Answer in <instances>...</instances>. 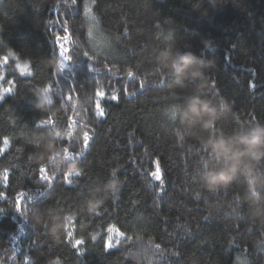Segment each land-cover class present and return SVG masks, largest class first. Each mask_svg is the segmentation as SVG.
<instances>
[{
	"label": "trees",
	"instance_id": "trees-1",
	"mask_svg": "<svg viewBox=\"0 0 264 264\" xmlns=\"http://www.w3.org/2000/svg\"><path fill=\"white\" fill-rule=\"evenodd\" d=\"M177 49L208 62L203 94L226 105L218 128L264 122V0H0V264H264V161L254 190L244 175L216 192L199 188L202 133L192 127L181 139L167 116L193 85L156 63ZM74 64L72 91L64 76ZM43 86L54 115L35 106ZM101 90L119 100L98 117ZM53 141L71 157L60 167L47 163ZM114 170L119 192L102 193L90 214L87 201ZM66 214L83 255L68 229L49 230Z\"/></svg>",
	"mask_w": 264,
	"mask_h": 264
},
{
	"label": "clouds",
	"instance_id": "clouds-1",
	"mask_svg": "<svg viewBox=\"0 0 264 264\" xmlns=\"http://www.w3.org/2000/svg\"><path fill=\"white\" fill-rule=\"evenodd\" d=\"M205 48L211 49V44L205 42ZM156 63L166 77L188 81L193 85L184 93L182 102L169 107L167 116L179 122L174 134L181 139L183 133L192 127L202 133L198 143L207 162L194 179L199 188L216 192L230 186L237 176L244 175L249 187L254 190L257 185L256 169L264 161V122L257 120L251 127H234L231 130L217 127L226 105L224 102L218 105L215 97L203 94L207 83L204 69L208 64L203 56L180 49L174 52L164 50ZM33 96L38 109L55 114L57 105L50 86L38 87ZM2 100L3 96H0ZM45 154L48 156L47 163L57 167L71 159L67 150L59 147L55 141ZM119 190L120 181L112 176L100 192L87 201V211L90 214L97 212L104 202L102 193L117 194ZM73 221L72 215L66 214L61 221L54 220L49 230L57 234L61 229L67 230Z\"/></svg>",
	"mask_w": 264,
	"mask_h": 264
},
{
	"label": "snow or ice",
	"instance_id": "snow-or-ice-1",
	"mask_svg": "<svg viewBox=\"0 0 264 264\" xmlns=\"http://www.w3.org/2000/svg\"><path fill=\"white\" fill-rule=\"evenodd\" d=\"M65 31H67V30H65ZM55 39H56V42L59 43V41H60V37L57 36ZM59 47H60V48H63V45L60 44ZM60 55L63 56L64 53H63V52H60ZM83 56H84V57H88V56H89L88 52H84V53H83ZM69 58L71 59V57H68V59H69ZM6 59H7V57H5V60H6ZM89 59H90V57H89ZM81 63H82V62H81ZM78 66H79V65L74 64V65L72 66V68L69 69L71 75H66V76H64V79H65L66 81H68V86H67V87H68L69 89H71L72 91L75 90V85H74V83H73V78H74V76H75V69H76ZM87 67H88V70H89L90 72H92V71H98V70H96V69H93V67H92L91 64H88ZM128 75H129V77H131V76H132V73L129 72ZM11 83H14V81L11 82ZM57 85L59 86V82H57ZM250 86H251V87H255V84H250ZM50 87H51V86H50ZM140 87H141V88L144 87L143 83L140 84ZM4 91L7 92V93H11L12 89H11V88H7V89H5ZM98 95H103V93H99V92H98ZM68 98L70 99V95H69ZM110 99H111L112 101H118V100H119V97L116 96V95H113V96H111ZM97 107L99 108V103L97 104ZM96 115H97L98 117H103V116L105 115V113H104L103 109H99V111H97ZM90 139H91V138L88 136V134L85 133V134H84V148H85V149L88 147V143H89ZM5 141H7V138H6V137H5ZM66 150H67V149H66ZM81 154H82V153H81ZM78 155H79V154H78ZM157 165H158V161H157ZM44 170H45V169H44V166H42V167H41V172H44ZM157 174H158V175H157ZM70 175H72V173H68V174L65 176V181H66V183H69V184L72 183V181L68 179V176H70ZM75 175H76V176H79L80 173H79V172H76ZM115 175H116V172H115V170H114V171L112 172V176H115ZM152 175L155 177L156 180L160 181L161 184H163V175H162V173H160L158 167H157V171L154 172V173H152ZM7 179H8L7 174H5V175H4V180H5V182L7 181ZM41 179L48 180L49 177L46 176V175H42V176H41ZM50 186H51V184L49 183V187H50ZM20 195L23 196V195H27V194H26V193H22V194H20ZM33 195L35 196V199H34V200L37 202V205H38V204L40 203V198H42V197L44 196V193L41 192V191H39V190H37ZM28 198H29V197H28ZM17 204L19 205V199H18V201H17ZM25 221H27V219H25ZM20 233H21L22 235L25 234V229H24L23 226L20 227ZM121 235H123V233H121ZM68 236H69V239H71V237H72V233L69 232V233H68ZM92 239L95 240L96 237L93 236ZM83 243H84V241H83L82 239H77V240L74 241V243H73V245H72L74 248H77V249H78V254H80V255H83V250L80 249L79 246L82 245ZM117 243H119V241H117ZM112 247H114V245L111 243V240L109 239V240L106 241V243H105V250L107 251L108 249H110V248H112ZM157 247H158V246H157ZM57 264H58V261H57Z\"/></svg>",
	"mask_w": 264,
	"mask_h": 264
},
{
	"label": "rangeland",
	"instance_id": "rangeland-1",
	"mask_svg": "<svg viewBox=\"0 0 264 264\" xmlns=\"http://www.w3.org/2000/svg\"><path fill=\"white\" fill-rule=\"evenodd\" d=\"M99 93H103V95H98L97 104L99 103V108L97 107V109H98V111H99V109H103V111L105 113L106 108H107V101L111 100L110 99L111 96L115 95V93L110 91V90H101V91H99ZM69 232L72 233V237H71L70 241H72V244H73L74 241L78 239V233H77L76 226L74 225V223L70 227H68V233ZM117 235L118 234H115V237ZM68 238H69V236H68ZM117 238H118V236H117ZM236 264H242V263L238 262Z\"/></svg>",
	"mask_w": 264,
	"mask_h": 264
}]
</instances>
